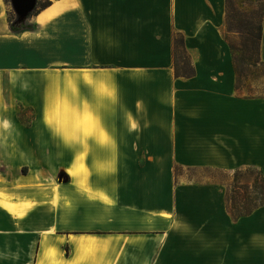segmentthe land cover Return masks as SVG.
<instances>
[{
	"label": "crops",
	"instance_id": "1",
	"mask_svg": "<svg viewBox=\"0 0 264 264\" xmlns=\"http://www.w3.org/2000/svg\"><path fill=\"white\" fill-rule=\"evenodd\" d=\"M9 8L0 0V264H43L54 243L64 264H164L219 225L239 239L227 236L231 258L245 260L254 235L264 259V206L237 221L227 208L237 169L264 174V94L238 86L226 0H53L19 34ZM178 34L190 77L176 73ZM260 51L264 61V19ZM85 76L115 85L102 114L111 138L72 151L45 116L66 79L87 95ZM192 252H177L182 264Z\"/></svg>",
	"mask_w": 264,
	"mask_h": 264
},
{
	"label": "trees",
	"instance_id": "2",
	"mask_svg": "<svg viewBox=\"0 0 264 264\" xmlns=\"http://www.w3.org/2000/svg\"><path fill=\"white\" fill-rule=\"evenodd\" d=\"M5 1L9 7L12 6L11 0ZM52 3L53 0H38L34 10L27 18H21L13 7L12 9L9 8L8 19L11 31L19 34L36 30L38 24L32 21L33 16ZM226 11V39L232 49L238 86L245 87L241 84L243 74L240 71V64L248 63L255 67L264 64L260 53L263 36L264 0H226ZM232 32L240 35L238 42L229 37V33ZM175 68L179 76L190 77L195 73L182 34H178L175 39ZM262 95L260 94V96ZM247 174L255 175L251 185L249 180H245ZM251 186L255 189L254 194L251 193ZM227 203L228 211L235 221L251 215L257 208L264 206L263 171L252 167L237 169L234 172L233 183L227 195ZM67 253L69 254L68 248Z\"/></svg>",
	"mask_w": 264,
	"mask_h": 264
},
{
	"label": "clouds",
	"instance_id": "3",
	"mask_svg": "<svg viewBox=\"0 0 264 264\" xmlns=\"http://www.w3.org/2000/svg\"><path fill=\"white\" fill-rule=\"evenodd\" d=\"M82 83L88 89V94L83 96L80 84L66 79L58 103L45 116L53 136L72 151L87 149L90 141L103 148L111 138L102 114L115 103V85L89 76H85ZM4 127H10L7 121ZM60 257L62 252L54 243L45 251L43 264H64ZM72 264H78V261L74 260Z\"/></svg>",
	"mask_w": 264,
	"mask_h": 264
},
{
	"label": "rangeland",
	"instance_id": "4",
	"mask_svg": "<svg viewBox=\"0 0 264 264\" xmlns=\"http://www.w3.org/2000/svg\"><path fill=\"white\" fill-rule=\"evenodd\" d=\"M10 8L12 9L11 5ZM229 37L237 42L240 40V35L235 32L229 33ZM239 67L243 74L241 84L245 85L246 89L251 93L264 94V64H259L255 67L248 63H241ZM177 173L178 175L184 174L188 179L190 178L193 181L205 182L210 181L213 177L217 178V180L226 179L225 172L211 168H191L189 170L178 168ZM254 177V174H247L245 180H249V184L251 185L254 181ZM254 192L255 189L251 186V193L254 194ZM230 217L233 219L231 214ZM203 231H205V233ZM199 233L201 234L196 236V240L187 236L186 244L183 241L175 244V247L177 246L180 250L172 249L170 258L166 260V263L164 264H182L184 260L181 257H178L177 252L182 251L183 254L184 248H191L193 251L192 253L197 254L199 259L196 264H264L261 252L259 253L257 249L258 242L260 241L258 236H249L245 248V254L248 257L241 262V259L231 258V255L227 252V236L228 240L230 236V241L232 240V237H234L236 244L239 240L236 238L237 234L229 232V234H227L225 226L221 225L216 228H202ZM239 244L242 245L241 242H239ZM172 248H174V246H172Z\"/></svg>",
	"mask_w": 264,
	"mask_h": 264
},
{
	"label": "water",
	"instance_id": "5",
	"mask_svg": "<svg viewBox=\"0 0 264 264\" xmlns=\"http://www.w3.org/2000/svg\"><path fill=\"white\" fill-rule=\"evenodd\" d=\"M37 1L38 0H11V4L15 12L21 18H27L34 10ZM60 180H63V176H60Z\"/></svg>",
	"mask_w": 264,
	"mask_h": 264
},
{
	"label": "snow or ice",
	"instance_id": "6",
	"mask_svg": "<svg viewBox=\"0 0 264 264\" xmlns=\"http://www.w3.org/2000/svg\"><path fill=\"white\" fill-rule=\"evenodd\" d=\"M133 127H135V125H133Z\"/></svg>",
	"mask_w": 264,
	"mask_h": 264
}]
</instances>
